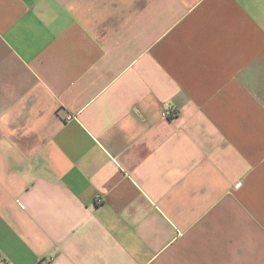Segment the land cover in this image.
<instances>
[{
  "label": "crops",
  "instance_id": "1",
  "mask_svg": "<svg viewBox=\"0 0 264 264\" xmlns=\"http://www.w3.org/2000/svg\"><path fill=\"white\" fill-rule=\"evenodd\" d=\"M0 264H264V0H0Z\"/></svg>",
  "mask_w": 264,
  "mask_h": 264
},
{
  "label": "built area",
  "instance_id": "2",
  "mask_svg": "<svg viewBox=\"0 0 264 264\" xmlns=\"http://www.w3.org/2000/svg\"><path fill=\"white\" fill-rule=\"evenodd\" d=\"M163 116L166 117V118L169 117L170 116L169 111H165L164 114H163Z\"/></svg>",
  "mask_w": 264,
  "mask_h": 264
}]
</instances>
